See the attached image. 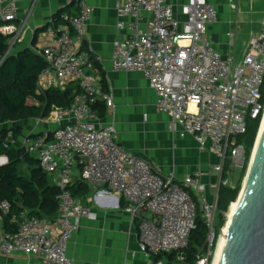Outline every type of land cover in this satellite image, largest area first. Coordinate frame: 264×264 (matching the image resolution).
<instances>
[{"label":"built area","instance_id":"obj_1","mask_svg":"<svg viewBox=\"0 0 264 264\" xmlns=\"http://www.w3.org/2000/svg\"><path fill=\"white\" fill-rule=\"evenodd\" d=\"M37 1L0 0V33L7 37L8 51L20 40ZM64 1L77 11L63 14V23L46 27L49 41L39 54L47 66L37 76L36 93L64 91L70 81L78 83L80 93L66 107L51 106L47 119L61 125L26 135L22 146L58 188V211L51 219L21 213L16 231L0 236V264L3 256L16 253L26 258L23 264L33 258L41 264H74L67 256L68 242L83 218H96L69 190L76 168L79 179L94 191L93 198L118 194L125 200L142 254L176 253V264H215L222 230L215 238L218 191L233 187V178L224 177L225 162L232 170L242 169L251 159L244 144L232 138L246 133L247 118L264 112V19L247 36L237 58L221 54L207 34L217 17V6L210 0H115L116 27L127 35L112 44L111 70L140 72L155 94V110L169 118L168 131L192 137L198 150L217 158L211 166L217 182L203 183L200 170L177 182L172 173L163 175L151 162L127 151L113 122H100L96 103L111 110L114 101L112 91L102 89L95 60L84 46L93 8L86 0ZM23 3L26 16L18 27ZM145 15L149 17L142 27ZM9 210V202L2 200L0 213ZM198 216L207 234L195 260L187 262L183 250Z\"/></svg>","mask_w":264,"mask_h":264},{"label":"crops","instance_id":"obj_2","mask_svg":"<svg viewBox=\"0 0 264 264\" xmlns=\"http://www.w3.org/2000/svg\"><path fill=\"white\" fill-rule=\"evenodd\" d=\"M86 1L93 10L87 25L84 46H88L89 53L95 60V73L99 78L97 65L101 67L107 83L106 90L112 91L114 101L111 110L102 105L105 113L99 115L98 111L100 122H113L119 143L127 151L151 162L161 174L172 173L174 179L180 182L187 173L200 170L204 173L201 178L203 183L217 182L218 178L211 169L217 163V158L209 152L198 150L192 137H180L168 131L169 118L155 110V94L143 75L137 71L111 70L112 44L127 35L125 29L119 30L116 27L115 0ZM169 1L175 3L181 0ZM210 1L217 6V17L207 29L208 36L221 54H232L239 58L247 36L258 30L264 19V0ZM61 9H66L67 13L77 11L74 4H67L64 0H38L23 25L20 40L13 44L10 53L15 54L30 48L39 54L49 41L46 27L51 24L52 15ZM26 10L27 4H21L15 22L18 27H21ZM148 17H143L140 24L142 27ZM77 84L76 81H70L66 89H75ZM147 109L151 110L152 119ZM61 124L50 122L47 116L2 123L0 137L3 143H8L7 148L3 147L23 152L26 135L50 132ZM3 158L6 160L0 166L7 163V157L0 155V160ZM78 180L80 179L76 168L72 184ZM88 187L89 193L79 200L96 213V218H83L79 229L68 242L67 256L74 264H154L157 260H161L163 264H176L175 259L168 257L169 254L145 255L138 250L137 227L135 223L129 222L125 212L126 202L121 196L111 194L108 197L93 198L94 191ZM54 215H43L41 218L51 219ZM3 232L4 223L0 214V236ZM26 261L20 253L2 257V264H23ZM29 263L41 264L38 258L30 259Z\"/></svg>","mask_w":264,"mask_h":264},{"label":"trees","instance_id":"obj_3","mask_svg":"<svg viewBox=\"0 0 264 264\" xmlns=\"http://www.w3.org/2000/svg\"><path fill=\"white\" fill-rule=\"evenodd\" d=\"M67 13L61 9L52 15V24L63 23L62 16ZM7 37L0 33V124L47 116L52 105L66 107L70 104L75 94L80 93L77 84L75 89L67 88L64 91L57 89L46 90L43 94L36 93V79L39 73L46 68L45 60L30 48L18 51L15 54L8 52ZM100 84L106 90L107 83L104 73L99 65ZM262 103L264 104V77L261 86ZM99 115L105 113L101 103H96ZM263 112L251 119L247 118L246 133L236 138V142H242L248 159L254 146L256 132L258 130ZM0 155L7 157V163L0 166V202L7 200L10 210L2 215L4 231L13 233L16 231L17 222L21 220V213L27 216L42 217L56 214L58 203L56 196L58 188L51 182V178L38 165V161L28 154L13 148L5 149L0 137ZM22 162L28 164V176L19 173ZM246 165L241 169L233 187L221 186L218 191V213L214 224L215 238L225 223V213L231 202L235 201L240 191L242 176ZM89 185L80 180L70 185L69 190L76 199H84L89 193ZM207 234L204 221L198 216L196 227L192 230L188 246L183 253L187 262L195 260L198 249L202 246ZM170 259H175L176 253L169 254Z\"/></svg>","mask_w":264,"mask_h":264},{"label":"water","instance_id":"obj_4","mask_svg":"<svg viewBox=\"0 0 264 264\" xmlns=\"http://www.w3.org/2000/svg\"><path fill=\"white\" fill-rule=\"evenodd\" d=\"M263 118V115H262ZM6 158H3L4 162ZM218 264H264V120L260 121L251 159L237 195Z\"/></svg>","mask_w":264,"mask_h":264},{"label":"rangeland","instance_id":"obj_5","mask_svg":"<svg viewBox=\"0 0 264 264\" xmlns=\"http://www.w3.org/2000/svg\"><path fill=\"white\" fill-rule=\"evenodd\" d=\"M9 52H11L10 51V49H9ZM147 113H149V114H151L150 116H151V119H152V117H153V115H152V112H151V110L150 109H147ZM261 119H262V117H261ZM150 121V120H149ZM261 121V120H260ZM12 124V123H11ZM260 125V124H259ZM14 129H18V127H14ZM258 129H259V127H258ZM257 132H258V130H257ZM257 132H256V136H257ZM256 136H255V139H256ZM232 139H236L235 137H233ZM251 153H252V151H251ZM251 155V154H250ZM250 157V156H249ZM2 163V160H0V164ZM225 170L226 171H228V173H225L224 174V177H226V178H228V179H232L233 178V181H232V183L234 184L235 183V181H236V179L238 178V176H239V174H240V171H241V169H239V168H234L233 170L231 169V166H229L228 165V162L226 161L225 162ZM246 172H247V168H246V170H245V173H244V175L242 176V181H241V186H240V189H241V187H242V185H243V180H244V178H245V175H246ZM19 173L20 174H22V175H24V176H28V164L26 163V162H22L21 163V165H20V167H19ZM197 208H198V206H197ZM199 209V208H198ZM227 212H228V210H227ZM227 212L225 213V223H226V219H227ZM225 223H224V225H225ZM223 225V226H224ZM223 228V227H222ZM221 228V229H222ZM220 234V233H219Z\"/></svg>","mask_w":264,"mask_h":264},{"label":"bare ground","instance_id":"obj_6","mask_svg":"<svg viewBox=\"0 0 264 264\" xmlns=\"http://www.w3.org/2000/svg\"><path fill=\"white\" fill-rule=\"evenodd\" d=\"M263 120H264V112H263L262 122H263ZM236 207H237V200L231 202L229 207H228L226 223H225V225L223 226V228L221 230V236H220V239H219V242H218L215 264H218V258H219L220 250H221L222 243H223V240H224V235L226 233L228 223H229L233 213L235 212Z\"/></svg>","mask_w":264,"mask_h":264}]
</instances>
